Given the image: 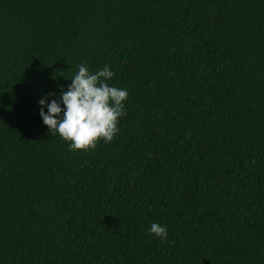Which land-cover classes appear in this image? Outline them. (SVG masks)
Wrapping results in <instances>:
<instances>
[{
    "label": "trees",
    "instance_id": "obj_1",
    "mask_svg": "<svg viewBox=\"0 0 264 264\" xmlns=\"http://www.w3.org/2000/svg\"><path fill=\"white\" fill-rule=\"evenodd\" d=\"M81 64L128 92L87 152ZM0 264H264V0H0Z\"/></svg>",
    "mask_w": 264,
    "mask_h": 264
},
{
    "label": "clouds",
    "instance_id": "obj_2",
    "mask_svg": "<svg viewBox=\"0 0 264 264\" xmlns=\"http://www.w3.org/2000/svg\"><path fill=\"white\" fill-rule=\"evenodd\" d=\"M114 75L107 65L92 73L86 64H81L67 90H62L60 101H39L44 125L51 135L58 134L68 142L70 151L94 150L101 141L112 142L119 132V120L126 115L128 92L109 85ZM149 234L162 241L168 239L167 227L155 222L150 225Z\"/></svg>",
    "mask_w": 264,
    "mask_h": 264
}]
</instances>
